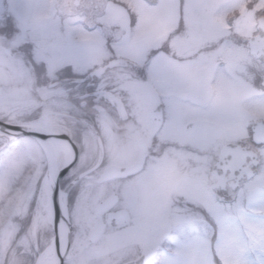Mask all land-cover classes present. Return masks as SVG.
Returning a JSON list of instances; mask_svg holds the SVG:
<instances>
[{"label": "clouds", "instance_id": "9594fccd", "mask_svg": "<svg viewBox=\"0 0 264 264\" xmlns=\"http://www.w3.org/2000/svg\"><path fill=\"white\" fill-rule=\"evenodd\" d=\"M0 6L7 8L5 0ZM23 7L25 21L13 23L27 53L0 37V208L24 212L0 225V264H41L42 256L56 253L61 224L67 244L56 264L60 258L64 264H165L181 244L208 230L203 224H175L180 196L193 184L227 192L221 181L232 171L228 157L235 154L226 147L235 140L228 132L247 110L264 109V93L241 86L233 74L222 41L234 35L209 40L195 34L196 21L219 27L224 7L156 0L147 24L127 0H113L112 7L127 17L126 27L113 29L102 26L99 14L86 5L76 9L69 0H23ZM169 8L174 15L165 19ZM232 23L224 21L228 28ZM130 49L143 53L142 64ZM62 51L77 53L83 71L75 63L54 71L53 60ZM153 66L166 71L153 73ZM64 70H71L85 88L102 70L115 87L127 82L122 73L147 77L149 86L192 117L193 131L206 134L215 147L205 151L184 137L168 136L173 113L165 107L153 108L151 127L141 119L129 122L134 127L123 133L117 151L96 114L78 103L77 89ZM53 114L54 123L42 126ZM12 128L21 131L13 134ZM137 136L143 137L142 144H136ZM188 153L203 158L189 162ZM245 155L264 173V151ZM61 192L70 199L58 223L53 195L59 200ZM161 228L164 237L147 249L143 238Z\"/></svg>", "mask_w": 264, "mask_h": 264}, {"label": "rangeland", "instance_id": "374dc122", "mask_svg": "<svg viewBox=\"0 0 264 264\" xmlns=\"http://www.w3.org/2000/svg\"><path fill=\"white\" fill-rule=\"evenodd\" d=\"M6 4H8L9 8L8 11L11 9L14 11V13L17 12L18 15L21 16H27V13L23 7V0H5ZM76 0H69L70 3H74ZM79 4L76 6V9H79L81 5H86L87 8L91 11H95L99 14L98 21L102 24V26L113 29L114 26H125L127 25V17L123 15L122 11L119 9H114L112 7L113 0H78ZM198 3H205L208 5L218 4L220 6H223L225 11L222 16L218 17L219 20V27L213 26V27H202L198 21L195 22V34L199 38L200 36H205L209 40H219L221 36L227 35L228 32H231L235 39H228L226 41H222L224 44L225 50L227 53H229L231 63L233 65V74L237 80V82L247 88V87H258V91L256 92L258 95L264 93V88L261 87V77L264 76V64H258L254 57L250 56L247 52L246 44L248 42V39L252 38L254 32H255V25L256 20L260 17L264 18V0H197ZM127 3L130 8L134 12L140 15L141 20L144 23L150 24L152 23L153 16L151 15L152 8L151 6L147 5L143 0H127ZM2 9H5L7 12V8L3 7ZM75 11V9H74ZM199 10H196V15H198ZM174 15L173 9L169 8L165 11L164 17L165 19H171ZM230 18L233 19L234 23L231 25V28H228L224 25V21ZM222 29V30H221ZM13 39L8 40L11 41H17L19 44L23 42V34H13ZM11 42V46H12ZM184 46H190L187 43L182 42ZM132 54L136 57L137 62L142 59L143 53L135 50L130 49ZM57 55H60L59 53ZM79 57V56H78ZM82 63V69H84V64ZM223 67V65H221ZM166 71V70H165ZM163 72V71H162ZM123 78V76H122ZM109 81L107 79H101L100 85L108 84ZM106 89V94L111 95V97H114V95H122L121 97L124 98H130L125 91L127 87H122L115 89L114 91L107 90V87H103V89ZM131 90L139 91L138 88L134 89L131 87ZM99 89H102V87H99ZM148 90H157L155 87H149ZM125 91V92H123ZM158 98L164 101V104L168 106L169 108H173V102L169 96H167L165 93H161L158 95ZM84 100V99H82ZM85 101V100H84ZM180 113H176L177 115H186L187 113L184 110L179 111ZM264 117V109H261V107L256 106L253 109L247 110L241 117H239L235 123L233 124V127L229 130L228 135L230 132L234 133L237 132L238 136L243 138L246 136V133L248 131L249 126L252 122H254L255 119ZM48 125L54 123V117H47ZM106 120L102 118L99 119V125L102 130L107 131L106 129ZM195 135H191L194 139V143H197L202 146V148L205 149V151L211 150L215 147V145L211 142V139L208 137H203V135H198L197 132H194ZM106 135V132H105ZM206 135V134H204ZM207 136V135H206ZM233 137L232 135H229ZM192 139V138H191ZM261 151H264V149H261ZM260 151V152H261ZM195 156V159H202L203 157ZM191 156V157H192ZM264 175V173H259V175L253 179L254 181H257L252 187L251 192L253 196L255 197L256 203L254 207L257 209L255 212L250 213L248 217L246 218V221L244 223L238 224L240 228H242L245 232V235L251 234V237L254 239L255 243L257 245L264 243V214H262L259 209L261 207V204L264 203V184H261L258 181V178ZM197 188H195L196 190ZM205 189V188H204ZM204 189L199 190L200 194L197 195L195 192V202L193 205V212L200 211V209L197 207L198 204L203 203L209 199L210 196H213L216 194L210 190H206L207 197L206 199H202V191ZM229 194V192L227 193ZM201 197V198H200ZM228 197V195H227ZM70 199V196H66L65 202L67 205V201ZM179 209V208H178ZM26 211V210H25ZM24 215V212H20L18 209L16 211H11V206L6 213L4 208H0V225H3L5 221L7 220L9 223H11L12 218H14L15 215ZM192 219L191 214H182V213H175L173 215V220L175 224L177 225H183L186 223H190ZM166 232V229L161 228L160 232L154 233L151 236H146L145 239H143L144 246L149 249L153 247L160 239L164 237V234ZM254 258V257H252ZM195 259V253L191 250H183L180 255H176L172 257V260L175 261V264H193V261Z\"/></svg>", "mask_w": 264, "mask_h": 264}, {"label": "flooded vegetation", "instance_id": "af4514ba", "mask_svg": "<svg viewBox=\"0 0 264 264\" xmlns=\"http://www.w3.org/2000/svg\"><path fill=\"white\" fill-rule=\"evenodd\" d=\"M143 1L147 5L152 6L148 4L145 0ZM78 4L76 6H78ZM2 8L3 6H0V25H4V26H0V37L8 41L13 39L12 37L13 34L17 32L16 28L14 27L13 21H15L16 24L18 25L22 24L25 21L26 16L18 15L17 12L14 13V11H12L11 9L8 11L9 8L8 4L6 9L7 12L5 11V9ZM255 35H257L256 28L252 37H254ZM11 42L13 43L12 46L19 45V50L27 53V47L24 45L23 42L21 44H19L17 41H11ZM59 54L60 55H57L56 58L53 60L54 71L56 67L63 65L65 63H75L80 67V70L82 69V63L77 53L72 51H62L59 52ZM143 60H144V56H142V59H140L138 63L142 64ZM255 60L258 64H263L258 59L255 58ZM165 70L166 68H164L163 66H153L152 68L153 73H159ZM63 75L65 77H68L70 81L73 83L74 87H76L78 93L77 96L78 103L86 104L88 108L96 114L98 123H99V119L102 117L103 119L106 120L105 122L107 123L105 124H106V129H108V133L105 130L106 132L105 135L104 130H102L101 127L100 129L102 130L103 135L106 138H108L113 148L116 149L117 151L120 150L121 145L124 141L123 133L127 132L129 129L134 127V124L129 122H134L135 119H141L146 128L151 127L153 123L152 122L153 108H155V111L158 112L161 109L167 107L168 110L173 113L172 121L165 129L168 136L173 138L184 137L189 142L194 143V141H192L194 138L191 137V135H195L193 131L194 125L190 123L192 117H190L188 114L181 116L177 115L176 113L179 114L180 113L179 111L183 110L179 106H176L174 104H173V108H169L168 106H166L164 104V101L158 98V95L161 94L162 92L158 90H154V91L148 90L149 87H154V86H149L147 77L140 79L138 76H131L129 74L122 73L121 76H123V79L127 81L123 86V87H127L125 91L128 95L125 96H130V98L123 99L121 96L124 94L119 96L114 95V97H111V95L106 94V89L105 88L103 89V87H107V90H111V91H114L115 89L118 88L120 89L122 87L109 86V83L106 84V86L100 85L101 79L102 78L105 79L103 77V70L97 74V80L88 81L89 86L87 88L83 87L80 84L79 78H75L72 76L71 70H64ZM99 87H102V89H99ZM131 87H133L134 89L138 88L139 91L131 90L132 89ZM247 88L251 89L254 92H257L259 89L258 87H247ZM84 92L92 93V95L85 96ZM82 99H84L85 101ZM259 121H264V117L255 119L254 122H252L251 125L249 126L246 136H244L243 138L238 136L236 131L234 133L230 132L229 135L232 136L234 135L233 138H235V140L233 143L227 144V146L232 145L235 147H240L242 149H249L252 153H256L258 155L261 149H264V144H256L253 142L252 126ZM125 124H127V127H125ZM197 134L201 136L203 135L204 138L205 137L208 138V136L204 135V133L202 132H197ZM98 142L99 141H97V143ZM142 143H143V137L137 136L136 144L139 145ZM123 154H128V153H123ZM192 155H197V154L194 153L186 154V156L189 158V162L191 160H195L194 158L195 156ZM244 160L245 162L241 166V168H239L240 169L239 170L237 169V166L234 165V163L236 164L237 161L236 158L235 161L232 163L233 164L232 171L223 177L221 182L227 188V192H225L223 189L217 191L209 187L200 186L199 184H193L188 190H186L180 196L178 200V207L175 209L174 214L175 213L178 214L179 212L182 214L192 213L193 205L196 199L195 192L197 193V195H199L200 194L199 190L201 191V189L205 188L202 191V196H201L202 199L204 200L207 197L206 190L209 189L210 190L212 189V191L216 194V197H227L228 195L227 193L231 191L234 187H236L238 183L246 182L249 179L250 173L252 179H255L260 173L259 171H257L258 164L255 166L252 163H250L248 157L244 158ZM195 188L197 189L195 190ZM145 237L143 239H145ZM158 242L156 244H158Z\"/></svg>", "mask_w": 264, "mask_h": 264}, {"label": "snow or ice", "instance_id": "6c2138e0", "mask_svg": "<svg viewBox=\"0 0 264 264\" xmlns=\"http://www.w3.org/2000/svg\"><path fill=\"white\" fill-rule=\"evenodd\" d=\"M63 175L64 172H61L60 176ZM258 181L264 184V175H261ZM256 182L250 173L249 179L238 183L229 191L228 197L213 195L198 204L200 211L190 213V223L207 225L208 230L181 244L177 255L183 250L193 251V264H264V243L257 245L251 234L246 236L244 230L238 226L246 221L250 213L257 210L254 207L255 197L250 190ZM53 201L54 204L58 203L56 194L53 195ZM259 211L264 214V203ZM55 219L57 220L56 208ZM60 264H64L62 258ZM165 264H175V261L166 260Z\"/></svg>", "mask_w": 264, "mask_h": 264}, {"label": "water", "instance_id": "95a60500", "mask_svg": "<svg viewBox=\"0 0 264 264\" xmlns=\"http://www.w3.org/2000/svg\"><path fill=\"white\" fill-rule=\"evenodd\" d=\"M149 4H155L156 0H146ZM76 5L78 2H75ZM230 21H233L232 18L229 19ZM256 29L258 34L248 40V53L250 56L255 57L256 59L260 60L262 63H264V18H260L256 22ZM19 129L12 128L11 133H18ZM25 135H37L34 132H26ZM38 139H47V137H38ZM252 139L253 142L256 144H264V121H260L255 123L252 126ZM229 150L234 151L235 154L230 155L228 158L232 160V163L237 158L236 164L237 169L241 168V166L244 164L247 156L246 153H252L249 149H242L240 147H235L232 145L226 146ZM257 165V164H253ZM240 170V169H239ZM67 171V170H65ZM235 188V187H234ZM62 195L63 198H66V195L64 192H61L59 194V200L56 204V213H57V222L59 223L61 220V206H60V196ZM59 236L56 239V255H59L61 253L60 251V245H59ZM67 244V239L65 238V246ZM65 248V247H64ZM64 251V250H63Z\"/></svg>", "mask_w": 264, "mask_h": 264}, {"label": "bare ground", "instance_id": "6f19581e", "mask_svg": "<svg viewBox=\"0 0 264 264\" xmlns=\"http://www.w3.org/2000/svg\"><path fill=\"white\" fill-rule=\"evenodd\" d=\"M41 125L42 126L48 125V121L46 118L41 121ZM60 206H61V209H66L65 198H63L62 195L60 196ZM66 214L67 213L65 211V215ZM65 238H66V231L64 229L63 224H61V231L59 234V243H60L59 245H60L61 253L63 252L64 247H65ZM55 257H56V254H53V255L46 254V255L41 257V264H56Z\"/></svg>", "mask_w": 264, "mask_h": 264}]
</instances>
